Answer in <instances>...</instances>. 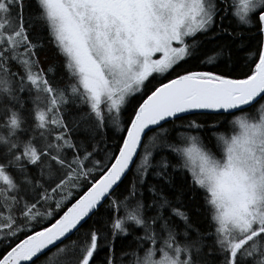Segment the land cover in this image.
<instances>
[{
	"label": "snow or ice",
	"instance_id": "obj_1",
	"mask_svg": "<svg viewBox=\"0 0 264 264\" xmlns=\"http://www.w3.org/2000/svg\"><path fill=\"white\" fill-rule=\"evenodd\" d=\"M253 29L248 70L220 71ZM53 248L56 264H264V0H0V264Z\"/></svg>",
	"mask_w": 264,
	"mask_h": 264
},
{
	"label": "trees",
	"instance_id": "obj_2",
	"mask_svg": "<svg viewBox=\"0 0 264 264\" xmlns=\"http://www.w3.org/2000/svg\"><path fill=\"white\" fill-rule=\"evenodd\" d=\"M225 24H228L229 21H224ZM255 30L253 29L252 31H247L244 30V38L243 40L241 39H236L232 45L230 50H226L225 54L220 57V59L217 61L218 68L220 71H231L234 76H238L241 72L247 71L248 67L251 65V60L253 59L252 53L256 49V40H255ZM218 43V41H212L210 44H206L207 49L209 50V54H211V50L214 48L215 44ZM48 55L50 58L54 57V52L49 50ZM184 67H189V65H185ZM180 69H177L179 71ZM201 70H208V69H201ZM156 75V74H154ZM165 77L167 79L172 78V76H168V74H165ZM165 77H160L156 75V79L150 78V81L148 82V87L151 88L152 85L157 84L159 81L166 82ZM136 99H139V94L136 95ZM133 103H135V100H133ZM130 107V105H129ZM185 121L187 120H198L199 122L207 121L208 125H212L217 123L219 121L220 123H223L224 121V116H219L215 117L212 115H207V116H200L198 114H192V115H187L182 117ZM230 120L231 117H228ZM176 124H180L181 121L177 120L175 121ZM166 127H170V125H166ZM225 128H218V133H224ZM115 133V135H113ZM122 133L117 132L114 129L111 132L107 133V139H106V146L108 148H111L114 143H116V137L120 136ZM211 133H206V142L207 141V136H211ZM212 144L215 143V140L213 139L211 141ZM105 145H101V148H104ZM138 163V161H137ZM175 164V161H173ZM171 171L172 177L174 182L176 183L177 186H180L185 182V177H188L187 179V184L190 186L191 180H190V174L187 173L186 170H181L180 168H174ZM132 176V173H128V176L123 179V182L120 183V186L115 189V192H113V198L117 196L129 183V180ZM152 182H155V178H152ZM86 188H80L79 194H83V191H85ZM185 203L188 206V209L193 213L197 214L199 213V219L203 220L204 219V207H203V194L202 191L200 190H195L191 192H187L184 197ZM108 204L109 200H104L101 206L95 211V215H92L90 218H88L86 223H83V227L80 228L79 233H74L72 236L69 237V239H76V236H78L80 233L84 232L90 225H93L94 222H103L104 219L107 218L109 214V209H108ZM54 222V221H53ZM45 225L48 224V221L45 220L43 222ZM65 243L68 241L65 240ZM103 255V253H101ZM57 260V254H56V249L51 250V254L48 255L47 261H45V256H41L37 261L36 264H56Z\"/></svg>",
	"mask_w": 264,
	"mask_h": 264
},
{
	"label": "water",
	"instance_id": "obj_3",
	"mask_svg": "<svg viewBox=\"0 0 264 264\" xmlns=\"http://www.w3.org/2000/svg\"><path fill=\"white\" fill-rule=\"evenodd\" d=\"M197 111V113L198 112H207L208 110H196ZM182 115V117H184V116H187V115H192V114H181ZM101 205H99L98 206V208L100 207ZM96 210H94V212H95ZM86 220L88 219V218H85ZM83 223V222H82ZM54 249V248H53ZM41 257V256H40Z\"/></svg>",
	"mask_w": 264,
	"mask_h": 264
},
{
	"label": "rangeland",
	"instance_id": "obj_4",
	"mask_svg": "<svg viewBox=\"0 0 264 264\" xmlns=\"http://www.w3.org/2000/svg\"><path fill=\"white\" fill-rule=\"evenodd\" d=\"M136 95H138V94H136ZM115 130V129H114ZM116 131V130H115ZM225 133V132H224ZM226 134H230V132H228V133H226ZM80 190V189H79Z\"/></svg>",
	"mask_w": 264,
	"mask_h": 264
}]
</instances>
